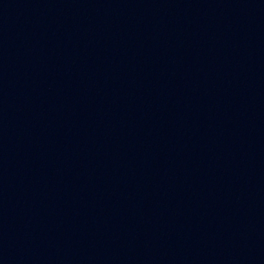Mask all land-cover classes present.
<instances>
[{
    "label": "water",
    "instance_id": "water-1",
    "mask_svg": "<svg viewBox=\"0 0 264 264\" xmlns=\"http://www.w3.org/2000/svg\"><path fill=\"white\" fill-rule=\"evenodd\" d=\"M0 264H264V0H0Z\"/></svg>",
    "mask_w": 264,
    "mask_h": 264
}]
</instances>
